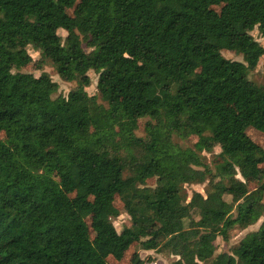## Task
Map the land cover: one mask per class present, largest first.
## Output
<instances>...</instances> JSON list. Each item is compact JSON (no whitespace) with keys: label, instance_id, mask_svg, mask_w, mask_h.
<instances>
[{"label":"trees","instance_id":"trees-1","mask_svg":"<svg viewBox=\"0 0 264 264\" xmlns=\"http://www.w3.org/2000/svg\"><path fill=\"white\" fill-rule=\"evenodd\" d=\"M256 27L264 0H0V264H108L136 242L174 264H264V219L216 254L218 237L264 217V180L250 186L264 164L248 134L264 132ZM29 47L37 70L50 62L77 85L64 95L22 71ZM191 135L195 148L175 141Z\"/></svg>","mask_w":264,"mask_h":264},{"label":"rangeland","instance_id":"rangeland-1","mask_svg":"<svg viewBox=\"0 0 264 264\" xmlns=\"http://www.w3.org/2000/svg\"><path fill=\"white\" fill-rule=\"evenodd\" d=\"M72 12V9L69 10ZM60 33L62 35H66L65 30H60ZM253 36L257 41H259L263 46H264V35L261 34V32L258 30L256 27L252 32ZM85 50H89L90 48L84 44ZM29 52L32 55V59L28 61L25 66L22 68V71L24 72H32L35 75H39L42 71L48 72L52 79L56 82L59 83V90L58 93H63L66 95L71 89H73L77 83L76 81H65L61 79V77L58 75L57 70L55 67L50 63L47 62L42 70H37L36 69V61L38 58H40L39 52L35 51L32 47H29ZM223 55L226 58L234 59V60H243L242 55L236 54L234 52H231L229 50H223L222 51ZM91 75V84L86 87V90L89 94H97V82H98V74L94 71H90ZM249 75L252 80L257 82L258 84H264V56H262L259 60L258 65L254 68L249 70ZM99 101L103 102L101 98L99 97ZM148 120V118H142L139 122V129H137L135 132L138 136L143 137L145 136V131H144V123ZM248 134L249 136L258 144L262 145L264 147V132L255 129V128H249L248 129ZM5 134L3 131H0V138H4ZM175 141L178 142L180 145L185 146V147H191L195 148V143L198 141V137L195 135H191L187 139H181L178 137H175ZM220 151V148L218 146L214 147V152L218 153ZM205 156V161L208 164H211V153L209 152H203ZM261 171L259 176L253 178L250 180V186L253 187L260 183L261 181L264 180V164L260 165ZM230 173L237 174L239 178H242L237 171V168L232 166L229 168ZM149 184L154 185L155 184V179H149L148 180ZM205 188H206V183L203 184H191L187 185V191L189 195H191L193 190H198L202 193H205ZM229 199V196H227ZM112 209L115 212V216L113 218L114 224L116 228L120 231L122 228L126 226H130V217L126 213L124 209V205L122 200L120 199L119 196L115 197V200L113 201L111 205ZM264 217H262L257 223L250 225L247 228H234L230 231V239L228 241H225L221 237H218L216 240V245H217V251L216 254H219L221 252H230L232 246L235 244L239 243L247 234L256 231L259 229ZM88 223L91 226L92 222V216H89L87 218ZM186 224H188V220L186 221ZM91 229V234L94 236L95 232L93 231L92 227ZM139 251L140 255L143 258H146L148 260L147 264H174V261L177 259V256L174 255H167L161 252H157L155 250H144L141 245L136 242L132 244L125 252L124 256L122 259H117L113 255H110L108 257V264H129L130 257L132 256L133 252ZM206 264V263H203Z\"/></svg>","mask_w":264,"mask_h":264}]
</instances>
